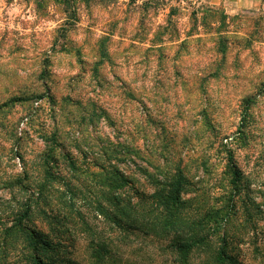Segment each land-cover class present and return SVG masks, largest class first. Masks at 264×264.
Segmentation results:
<instances>
[{"label": "rangeland", "instance_id": "374dc122", "mask_svg": "<svg viewBox=\"0 0 264 264\" xmlns=\"http://www.w3.org/2000/svg\"><path fill=\"white\" fill-rule=\"evenodd\" d=\"M209 1L0 0V214L41 197L47 213L32 224L63 242L64 264H95L97 242L112 251L108 264H178L172 235L126 233L108 201L148 215L147 174L171 167L170 153L174 168L182 154L213 172L202 191L192 182L188 214H228L225 235L188 264H218L222 247L238 264H264V214L219 181L220 146L232 142L264 211V10L232 16ZM18 177L30 190L9 187Z\"/></svg>", "mask_w": 264, "mask_h": 264}, {"label": "trees", "instance_id": "16d2710c", "mask_svg": "<svg viewBox=\"0 0 264 264\" xmlns=\"http://www.w3.org/2000/svg\"><path fill=\"white\" fill-rule=\"evenodd\" d=\"M62 1L68 4L73 0ZM40 101L36 100L34 102L36 108H38ZM246 102L245 115L250 109L249 103H252V99H246ZM22 121L23 119H20L19 124ZM23 133L24 131L18 126V135L23 136ZM238 139L239 129L233 137L235 141H238ZM231 144L232 142L228 143L227 141L226 145L220 146L223 149L222 153L226 154L227 166L226 171L220 174L221 180L219 181L228 182L232 190L229 191L224 187L222 189L225 190L226 194L235 195V197L238 193L239 197L246 193L249 202L257 207L259 213L264 214L263 204L257 203L254 198H250V195L255 192L262 195V191L253 190L252 183H245L243 173L235 162L233 151L230 148ZM124 149H128V147H124ZM129 153L132 154V150L129 149ZM176 155L177 153L168 155L170 160L167 163H170L171 167L167 168L166 171L155 165V171L152 174H147L155 187L151 195L141 196L143 203L146 202V199L152 201L148 215L138 212L141 208L138 205L139 203L133 204L129 201L127 205L119 196H114L108 201L119 212L120 218L116 216V222L121 230L126 233L139 231L146 235L153 234L160 237L172 235L170 247L177 255V263L188 264L195 248L205 244L208 239L218 233L225 235L224 228L228 223V214L226 207L198 214L197 217H191L188 214V209L192 206V199L186 198V194L189 193L192 182L198 186L199 189L196 188L198 191H202L199 185H204L206 178L213 172L210 171L207 163L201 164V161H196L195 166H189L185 161L186 155L182 154L179 156L181 164L174 168L173 163L176 160ZM17 157L20 160L18 155ZM139 170L141 173H147L145 168L140 167ZM24 176L29 178L27 173ZM8 185L9 187L19 186L24 190H30V186L23 185L19 177L14 183ZM42 187L40 185L39 189H42ZM137 194L139 195L140 192H137ZM40 198L37 199V202L33 196L26 198L9 214H0V264H64L63 242L59 240L56 243L52 239L48 240V234L32 224L33 219L39 214L38 210L42 214L47 213L38 208ZM197 199L198 196L195 200ZM147 203L149 204L148 201ZM4 205L0 198V208H4ZM247 205H245V210L249 209ZM232 207H235V199ZM112 214L115 215V212L112 211ZM94 245L95 249H93L92 256L95 259V264H108V261L113 257L112 251L102 242L94 243ZM51 254L54 256H51ZM216 261L218 264H238L236 259L228 254L224 247L220 249Z\"/></svg>", "mask_w": 264, "mask_h": 264}, {"label": "crops", "instance_id": "0c3cea01", "mask_svg": "<svg viewBox=\"0 0 264 264\" xmlns=\"http://www.w3.org/2000/svg\"><path fill=\"white\" fill-rule=\"evenodd\" d=\"M211 7L222 6L227 15H245L249 12L264 10V0H210ZM8 4L18 3V0H7Z\"/></svg>", "mask_w": 264, "mask_h": 264}, {"label": "built area", "instance_id": "2783aa9c", "mask_svg": "<svg viewBox=\"0 0 264 264\" xmlns=\"http://www.w3.org/2000/svg\"><path fill=\"white\" fill-rule=\"evenodd\" d=\"M28 118H24L21 125H24L27 122Z\"/></svg>", "mask_w": 264, "mask_h": 264}]
</instances>
